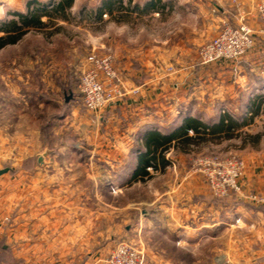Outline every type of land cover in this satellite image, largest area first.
I'll return each instance as SVG.
<instances>
[{"label":"rangeland","instance_id":"1","mask_svg":"<svg viewBox=\"0 0 264 264\" xmlns=\"http://www.w3.org/2000/svg\"><path fill=\"white\" fill-rule=\"evenodd\" d=\"M60 1L66 0H0V28L13 20L21 25L16 15L29 13L39 15L42 24L22 25L18 43L0 50V96L9 107L4 118L8 135L17 125L25 134L39 128L34 151L39 143L40 151L52 155V172L43 174L54 184L52 216H60L58 227L69 223L73 235L68 252L61 246L64 237L58 238L52 264H102L121 243L142 252L150 264H241L246 258L248 264H262L261 230L181 244L176 228L167 230L162 222L178 220L192 230L194 217L207 215L214 203L217 214H223L219 208L225 199L211 194L207 177L196 167L204 158L242 162L243 194L264 198L245 187L247 168H264V37H256L254 48L238 61L203 66L198 56L226 25L245 24L257 32V6L264 0H72L57 12ZM92 55L111 58L123 87L120 96L97 112L85 109L79 88ZM129 63L137 83L127 89L125 82L133 79L126 75ZM18 86L27 99L23 110L8 104L15 99L9 87ZM143 98L149 101L144 106L162 105L166 113L175 114L185 103L200 108L203 121L213 115V122L203 123L206 135L189 132L171 143L163 153L167 164L163 167L156 158L144 177L137 174L144 140L134 124V109L126 108ZM242 99H249L247 109H240ZM225 102L228 109L221 106ZM249 104L257 107L256 113ZM224 116L237 127L209 134ZM181 127L167 125L162 132L179 134ZM25 143L32 149V140ZM227 198L240 202L236 195ZM246 240L247 254L239 250Z\"/></svg>","mask_w":264,"mask_h":264},{"label":"crops","instance_id":"2","mask_svg":"<svg viewBox=\"0 0 264 264\" xmlns=\"http://www.w3.org/2000/svg\"><path fill=\"white\" fill-rule=\"evenodd\" d=\"M247 64L248 66L253 65L252 62H247ZM126 69L129 73L126 75L133 79L125 82V85L123 83V85L127 89L134 88L137 81L134 80V74L131 73L136 71L132 70L131 63L128 64ZM260 77V80L264 82V77ZM142 85L145 86V83ZM145 88H147V85ZM8 91L15 93V99L8 103L10 107L23 110L27 101L24 89L18 86L16 90H12L9 87ZM5 99V97L0 96V170L8 169L6 174L0 176V250L4 255V261L1 264H52V251H59L56 249L59 243L58 238L64 237L61 246L64 247L65 252H68L73 236L69 223L58 227V222L61 220H58L60 216L56 214L52 216V185L54 184H52V180L48 181L46 179V175H43L45 172H52V155L50 151L49 153L46 150L44 152L40 151L39 143L37 145L38 150L34 151L35 142H39L40 139L41 132L39 128H33L25 134V132L19 130L17 125L10 136L8 135L4 118L8 115L9 107L6 105ZM147 100V98H143L131 103L130 106L126 104V108L135 111L136 120L134 124L141 140L152 133L168 136L169 134L162 132L164 127L170 125V127L177 128L183 126L189 119L207 124L213 122V115L209 118L203 117L204 121L201 120L204 113L192 104L190 106L185 103L180 104L175 109V115L171 110L166 113L167 108L162 107V105L144 106L143 103H149ZM248 102L249 99H242L240 109L242 107L247 109ZM29 103L34 102L30 101ZM148 103L146 104L148 105ZM226 104L227 102L221 106H226ZM117 105L120 106L123 103ZM225 108L228 109V106ZM168 114H170V117ZM19 118L20 116L17 115L18 121ZM170 131L172 132V129ZM29 134H31L30 137H28ZM140 138L136 136L134 139L140 140ZM31 140L33 143L32 149L28 148L26 143L24 146L25 141L29 142ZM139 152H136V155ZM41 157L44 158L43 165L38 163V159ZM9 158L11 161L8 162ZM259 168L260 166H257V170L256 168H247L245 187L264 193V168L263 171H258ZM57 182L55 184L56 188H60V183ZM202 186L207 190L204 184ZM222 201L220 204L222 207L219 210H223V214L219 216L217 205L212 204L207 215H203L202 218L198 219L194 217L192 230L185 226V222H178V220H172L173 225L170 224L169 220H164L162 224L167 230H169V226H171L170 228H176L175 238L181 244L190 241L188 239L195 240L194 242H199V244L206 240L210 243L216 241L222 234L234 232L245 233V231L254 230L264 232L263 208L248 205L246 202H238L235 199L228 198ZM198 204L200 205V202ZM213 210H215L214 214L211 212ZM66 220L72 221L69 218H66ZM179 228L180 230H178ZM240 246V252L246 254L250 252L248 240L242 242ZM233 247H237V245ZM240 263L248 264L249 262L246 258Z\"/></svg>","mask_w":264,"mask_h":264},{"label":"built area","instance_id":"3","mask_svg":"<svg viewBox=\"0 0 264 264\" xmlns=\"http://www.w3.org/2000/svg\"><path fill=\"white\" fill-rule=\"evenodd\" d=\"M259 29L254 32L245 24L224 26L220 32L199 50L200 64L209 66L222 61H238L247 55L255 44L256 37H264V1L257 6ZM89 67L79 78V88L86 110L97 112L120 96L123 87L120 74L114 68L110 57L89 56ZM200 172L207 177L211 194L219 199L236 195L241 202L247 201L264 207V198L256 195L245 196L239 180L244 173V165L235 159L219 160L204 158L196 163ZM102 264H150L142 252L133 246L121 243L103 260Z\"/></svg>","mask_w":264,"mask_h":264},{"label":"trees","instance_id":"4","mask_svg":"<svg viewBox=\"0 0 264 264\" xmlns=\"http://www.w3.org/2000/svg\"><path fill=\"white\" fill-rule=\"evenodd\" d=\"M72 4V0H66L65 2L60 1L55 6V11L59 12V10H63L64 6L67 8L70 7ZM152 6V5H150ZM106 9L108 12H111V4H107ZM153 8V7H150ZM28 14V13H27ZM21 25L15 20L7 23L6 25L0 28V31L5 34V36L0 37V50L9 45H15L21 39L24 32H22V25L23 27H41L40 16L35 15L33 13H29L28 16L23 15H16ZM27 19V20H26ZM250 110H253L255 113L257 111V107L253 109L250 106ZM233 127H237L236 122L230 118L229 116L221 117L219 123L213 128V130L209 134L220 133L224 131H228ZM179 134H172L171 136H162L160 134L152 133L144 139L143 147L145 152L143 155L140 156L138 162V170L137 174L141 175L142 177L147 176L148 172L147 169L153 165V161L155 159H159L162 166L164 167L167 162L164 160V151L168 150V147L171 143L178 141L180 138H186L189 132H193L195 135H206V126L195 119H189L179 130ZM202 131V132H200ZM204 131V132H203ZM226 199V198H223ZM228 199V198H227Z\"/></svg>","mask_w":264,"mask_h":264},{"label":"water","instance_id":"5","mask_svg":"<svg viewBox=\"0 0 264 264\" xmlns=\"http://www.w3.org/2000/svg\"><path fill=\"white\" fill-rule=\"evenodd\" d=\"M66 102H67V101H66ZM42 158H43V157H41V158L38 159V163H39V164H42ZM7 172H8V169H1V170H0V176L6 174Z\"/></svg>","mask_w":264,"mask_h":264}]
</instances>
